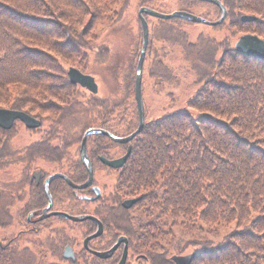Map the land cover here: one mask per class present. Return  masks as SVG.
I'll list each match as a JSON object with an SVG mask.
<instances>
[{
    "label": "trees",
    "instance_id": "trees-1",
    "mask_svg": "<svg viewBox=\"0 0 264 264\" xmlns=\"http://www.w3.org/2000/svg\"><path fill=\"white\" fill-rule=\"evenodd\" d=\"M148 1L158 0H140L139 4ZM194 1L200 0H188ZM221 1L227 11L229 6L241 3L240 0ZM129 2L0 0V107L29 113L40 119L37 129H41L39 138L23 148L21 155L8 141L14 123L9 128L0 127V167L6 161L29 162L41 157L56 164L52 171L65 173L75 183L82 182L87 172L79 154L71 158L65 143L53 141L60 137L63 120L83 108L85 113L94 111L93 116L98 119L94 127H103L119 136L136 128L135 100L127 103V94L105 97L96 92L84 98L85 88L69 81L68 68L63 65L68 62L69 66L84 72L89 53L104 59L108 48L105 43L94 44L96 29L103 24L114 25ZM263 3L264 0H251L249 7L256 15L244 21L255 23L253 31L245 32L256 33L264 41V20L258 18L262 16ZM208 14L201 15L207 18ZM156 18L160 25L193 23L179 16ZM169 29V33L172 30L176 33L164 39L171 45L180 43L182 56L195 78L194 93L187 98L186 107L152 119L144 118L142 129L128 142L119 143L98 132L88 134L86 152L92 164V157L97 162L99 154L108 157L104 151L106 145H119L125 151L130 144L124 163L117 168L110 167L116 174L111 190L106 195L101 191L98 197L89 198L94 196L90 186L74 189L61 177H54L48 185L51 196L68 197L69 209L62 208L64 211L91 213L102 220L106 245L125 234L128 249L140 250L147 257L134 258V263L153 259L152 248L161 240L169 241L172 227L189 231L205 227L215 232L218 227L231 226L223 234V241L195 249L190 264H264V62L239 53L232 46L221 48L219 58L215 59L220 42L204 35H198L192 42L179 28ZM140 30L141 23L138 29L141 38ZM150 44L151 37L144 57L151 49L152 59L159 61ZM128 67L130 71L124 81L127 90L134 86L135 72L130 63ZM42 173L45 172L42 170ZM28 182L32 190L19 211L25 215L34 210L37 216L47 199L41 182L38 187L30 177ZM76 191L87 198L76 196ZM124 198L136 200L126 208L121 205ZM1 199L4 202L0 201V223L6 225L12 215L2 208L8 199L0 194ZM86 201L95 204L93 211L83 208ZM54 216L25 219L27 229L24 230L35 232L44 225L52 228L49 219ZM75 223L83 225L84 236L94 226L91 219ZM24 230L9 238L0 237V264H22L16 258L21 250L17 251L15 244ZM49 232V239L54 243L63 240L66 245L69 240V237L56 238L61 235L57 227ZM51 249L55 248L51 246ZM83 251L87 252L84 247ZM119 252L120 249H115L101 264H114ZM27 253L24 254L27 264H41L34 254ZM36 254L43 257V253Z\"/></svg>",
    "mask_w": 264,
    "mask_h": 264
},
{
    "label": "rangeland",
    "instance_id": "rangeland-1",
    "mask_svg": "<svg viewBox=\"0 0 264 264\" xmlns=\"http://www.w3.org/2000/svg\"><path fill=\"white\" fill-rule=\"evenodd\" d=\"M129 5L124 11L123 16L115 22L112 26L105 24L101 25L96 29V40L95 45L99 43H105L108 48V54L105 55L104 59L94 58V53H89L88 63L85 67L86 73H91L97 82V94L111 97L118 95H126L125 101L130 103L134 101L133 85L127 90L125 86V80L130 66H134L137 62V57L140 50V44L142 40L139 37V18L137 14V8L139 7L140 0H129ZM159 1V2H158ZM152 3L145 2L147 7L150 5L157 11L172 12V10H181L186 6V9L197 14H206L207 18L215 19L218 17L219 11L211 7L206 1H194L188 2V0H158ZM251 0H240V5L229 6L228 15L223 23L218 25H206L204 23H192V24H162L160 25L157 18L152 15H147L146 20L148 23V34L151 37V44L154 46L157 53V60L154 61L151 55V49L145 55V59L142 63L141 73V92H142V103H144V118L152 119L153 117L164 115L165 112L182 110L186 107V100L189 96L194 93L195 78L192 70L188 65V61L182 56V49L180 43H173L171 45L164 37H169L170 33H176L175 30L169 33V28H179V32L185 33L189 41L195 42L198 35H204L211 37L215 42H220L221 45L216 51L215 59L220 56V50L226 46L234 47V41L242 35L245 31H253V25L255 23L241 20L242 14H255L251 7H249ZM186 4H190L187 6ZM246 5V6H245ZM150 6V7H152ZM263 11L262 16L258 18L264 20V3L262 5ZM234 18H232V13ZM261 17V18H260ZM141 31V30H140ZM184 36V35H183ZM140 38V41H139ZM149 45V46H150ZM102 60V61H101ZM65 68L70 65L68 62H63ZM71 67V66H69ZM135 74V72H134ZM133 74V79H134ZM132 79V81H133ZM134 83V81H133ZM82 87V86H81ZM84 87V86H83ZM82 87V88H83ZM85 88V87H84ZM90 92L87 88L84 89V98L90 96ZM94 115V111L87 110L86 113L83 108L75 113L73 117L65 118L63 120L62 132L58 135V139H53L58 144L65 143L70 152V157L75 158L79 154L78 148L80 144V138L85 128L92 126L97 122V118ZM84 124L87 126L84 128ZM11 136L8 138L10 147L17 150L22 155L23 148H25L31 141L39 138L41 129L34 127H25L20 120H16L11 129ZM62 138L61 140H59ZM104 151L107 152L108 157L119 156L123 153L124 149L117 145H106ZM93 158V184L100 187V193L106 195L112 187L115 181L116 174L113 169L107 165L96 161ZM55 163L48 162L43 158H35L32 161L26 162L25 160H12L6 161L0 167V194L8 199L7 205L2 206L7 212L12 215L11 220L8 224L3 225L0 223V237L9 238L19 230L27 229L25 219L30 214L23 215L19 211L23 202L27 201L31 193V184L29 185L28 179L31 171L39 168L44 172H52L55 168ZM38 170V169H37ZM8 190L12 191L11 194L4 195L3 192ZM76 196L82 198L79 192H75ZM35 195V192L33 193ZM54 198L55 202L53 209H69L67 207L70 200L65 195H56ZM61 198V201L59 199ZM0 201L4 202L3 199ZM57 201V202H56ZM81 201V200H79ZM75 202V201H73ZM83 205V208L88 211L94 210V203L87 202ZM72 210V209H71ZM77 210V209H76ZM50 226L48 228L45 225L39 226L35 232H29L28 230L21 231L16 244L17 251L19 252L16 258L19 263L27 264V258L24 254H34L41 264L57 263V264H93L92 255L89 252L83 251L82 238L84 236L83 225L81 223L72 222L69 219L52 217L49 219ZM40 225V224H39ZM199 225V222H197ZM57 227L59 230L56 238L69 237L68 244H70L74 250L75 262L63 259L61 256V249L64 247L63 240L54 243L51 238L49 239L50 229ZM203 228V227H202ZM234 228V227H233ZM172 235L168 239L169 241L158 243L155 248H152L153 259L146 261H137L134 263V257L136 252H142L140 250L130 251L128 259L125 261L126 264H175L170 260L169 256L172 254H182L194 252L195 249H200L201 245L214 246L216 243L223 241V234H226L231 226L224 228L218 227L215 232H210L205 229L202 230H184L178 226L172 227ZM66 235H62V234ZM196 238V239H193ZM202 238V239H198ZM102 238V242H103ZM61 242V243H60ZM66 243V244H67ZM157 243V242H156ZM63 244V245H62ZM51 246L55 249H51ZM38 253H43V257L38 256ZM21 253V254H20ZM159 255V256H158ZM38 256V257H37Z\"/></svg>",
    "mask_w": 264,
    "mask_h": 264
},
{
    "label": "water",
    "instance_id": "water-1",
    "mask_svg": "<svg viewBox=\"0 0 264 264\" xmlns=\"http://www.w3.org/2000/svg\"><path fill=\"white\" fill-rule=\"evenodd\" d=\"M202 1H209L214 3L215 5H218V7L221 9V14L216 20H206L202 16L198 14H194L190 11L187 10H172V12H162V11H157L154 8L147 7L145 5H140L137 9L138 16H139V21L141 23V35H142V41H141V47L139 50L138 54V59L135 65V75H134V86H133V92H134V100L137 108V115H138V121L136 128L131 131V133L125 134V135H116L113 134L110 130H107L103 127H87L85 128V131L83 132L81 138H80V144H79V154H80V160L81 163L84 164L87 172V178L82 181V182H73L68 175L65 173H61L59 171H53V173L48 174L42 183V187L44 188V192L46 194V199H47V204L43 206L42 209L39 211L41 212L38 218H43L48 215H57L63 218H67L71 221L78 222L82 221L84 219H91L92 221L95 222L96 228L90 232V234L86 235L82 243L84 247L91 253L99 256V257H106L110 256L113 250H115L121 243H123L122 251H121V256L120 258L114 263V264H124L125 259H126V252H127V236L124 235H118L116 239L113 241V244L102 251L93 249L92 247H89L87 242L90 240L91 237H95L101 234L102 230V222L99 220L95 215L89 213H69L68 211L64 210H59V209H51L52 206V197L49 192V187L48 183L50 180H52L54 177H61L65 179L66 183L69 186H72L73 188H85L88 187L87 185H90L92 190L94 191V198L99 196L100 193V187L91 185L92 180H93V167L92 163L90 162L88 152H86V136L90 133H102L109 137L110 139L116 141V142H128L131 140V137H133L137 132H139L142 129V125L144 122V103H142V92H141V73H142V63L144 60V54L146 51V45L148 42V23L145 18L146 15H152L158 18H172L175 16H179L182 18H186L190 21L193 22H201L204 24H218V22H221L223 17L225 16L226 13V8L222 4L220 0H202ZM253 15L249 14H242L241 19L244 20H252ZM234 49L238 51L239 53H245L251 56H255L262 60L264 62V41L262 38H260L256 33H250V32H244L242 35H240L235 41H234ZM67 74H68V79L72 83H78L82 87L84 86L87 88L90 92L95 93L97 90V82L95 81L94 77L91 74H88L86 72H81L78 68L74 67L71 65L67 69ZM16 119L22 121L24 125L28 127H38L40 124V119H36L34 116L30 115L29 113L24 112L23 110L20 109H12V108H7V107H0V127L3 129L9 128L12 126L14 121ZM130 153V144H128L125 148V152L121 154V156L118 157H106L104 154H99V160L107 165L108 167H113L117 168L120 167L127 156ZM38 174V173H37ZM136 198H124L121 202V205L124 207H130ZM29 217V216H28ZM73 249L70 244H67L64 249H63V255L65 258H74L75 255L73 254ZM193 257L192 253H187V254H173L171 255V259L175 264H190V260Z\"/></svg>",
    "mask_w": 264,
    "mask_h": 264
},
{
    "label": "flooded vegetation",
    "instance_id": "flooded-vegetation-1",
    "mask_svg": "<svg viewBox=\"0 0 264 264\" xmlns=\"http://www.w3.org/2000/svg\"><path fill=\"white\" fill-rule=\"evenodd\" d=\"M216 6V5H215ZM217 8H219L218 7V5L216 6ZM220 9V8H219ZM221 11V10H220ZM227 13V12H226ZM219 14H220V12H219ZM200 16H202L203 18H205V19H207L204 15H201V14H199ZM210 25V24H209ZM113 157V156H112ZM38 169V170H37ZM37 169H35V170H33V171H31V173H30V178L34 181V184H35V186H39V183L41 182V187H42V182H43V180H44V178L46 177V175H48L49 173H51V172H45V173H42V170L41 169H39V168H37ZM38 173V174H37ZM94 178V177H93ZM50 183V182H49ZM92 184H93V180H92ZM49 185V184H48ZM43 188V187H42ZM90 188H91V186H90ZM44 190V189H43ZM90 196H92V195H90ZM89 196V197H90ZM53 199V201H52V206H51V209H53V205H54V199L55 198H52ZM46 203H47V200H46ZM45 203V204H46ZM44 204V205H45ZM32 209H33V207H32ZM36 211H34V210H31L30 211V216L27 218V220L29 221V220H32V219H35L37 216H36ZM37 215H39V214H37ZM101 222H102V220H101ZM96 228V224H95V222H94V226H93V229L92 230H94ZM91 230V231H92ZM104 234V229H103V222H102V230H101V234L100 235H98V236H95V237H91L90 238V240H88V242H87V244H89V246L90 247H92L93 249H96V250H100V251H102V250H104V249H107V248H109V246L110 245H106L105 243H103L102 242V238H105V236L103 235ZM104 240V239H103ZM122 247H123V243H121L117 248H116V250L117 249H120V252H119V257H118V259L120 258V256H121V251H122ZM129 247L127 246V252H126V254H127V256H126V259H125V261L128 259V256L130 255V253H129V249H128ZM74 251V250H73ZM88 252V251H87ZM89 253H91V252H89ZM74 254V253H73ZM75 255V254H74ZM91 255H92V261H93V264H101V261H102V259H104V258H108V257H110V256H106V257H99V256H97V255H95V254H93V253H91ZM61 256L63 257V259H66L67 261L68 260H70V259H73V260H75V257L74 258H70V257H68V258H65L64 257V255H63V249H61ZM76 256V255H75ZM143 258V259H146L147 257L144 255V253L143 252H136V256L134 257V258ZM169 258H170V260H171V256H169ZM117 259V260H118ZM116 260V261H117ZM115 263V262H114ZM102 264H105V263H102ZM107 264V263H106Z\"/></svg>",
    "mask_w": 264,
    "mask_h": 264
}]
</instances>
